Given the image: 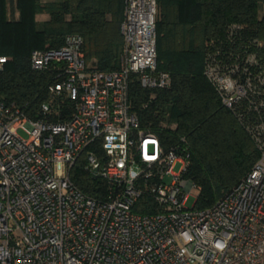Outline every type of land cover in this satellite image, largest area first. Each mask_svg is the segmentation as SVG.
Instances as JSON below:
<instances>
[{
	"label": "built area",
	"instance_id": "2783aa9c",
	"mask_svg": "<svg viewBox=\"0 0 264 264\" xmlns=\"http://www.w3.org/2000/svg\"><path fill=\"white\" fill-rule=\"evenodd\" d=\"M156 15V0H125L115 70L86 61L78 33L32 50L31 69L54 76L43 117L0 95V264H264V40L236 37L232 25L231 50L207 49L203 74L259 156L211 205H187L197 185L185 176V137L166 147L129 93L133 76L146 89L171 84L157 69ZM66 102L69 114L51 118ZM79 160L102 196L71 179ZM143 195L150 212L135 209Z\"/></svg>",
	"mask_w": 264,
	"mask_h": 264
},
{
	"label": "trees",
	"instance_id": "16d2710c",
	"mask_svg": "<svg viewBox=\"0 0 264 264\" xmlns=\"http://www.w3.org/2000/svg\"><path fill=\"white\" fill-rule=\"evenodd\" d=\"M124 2L16 0L19 18L9 20L6 0H0V55L10 57L0 68L3 99L19 105L30 117H43L40 107L49 98L47 86L54 76L51 70L31 69L29 56L34 49L60 47L68 33L82 36L86 61L95 58L93 64L102 70L118 69ZM156 6L157 69L170 73L171 84L146 89L133 76L132 108L141 125L152 128L166 147L185 137L189 150L185 176L200 186L195 206L206 207L218 198L212 184L231 188L251 169L259 150L204 76L205 55L212 44L231 50L228 29L232 25L236 37L264 40V0H156ZM43 11L49 18L39 22L35 15ZM68 114L66 102L51 118ZM71 179L87 194L104 193L102 180L84 171L81 160L73 167ZM135 209L152 211V200L143 195Z\"/></svg>",
	"mask_w": 264,
	"mask_h": 264
},
{
	"label": "crops",
	"instance_id": "0c3cea01",
	"mask_svg": "<svg viewBox=\"0 0 264 264\" xmlns=\"http://www.w3.org/2000/svg\"><path fill=\"white\" fill-rule=\"evenodd\" d=\"M57 0H40L41 3H47ZM263 7V6H262ZM19 9L16 0H6V15L9 20H17L19 18ZM49 18L46 12H39L35 15V19L39 22L46 21Z\"/></svg>",
	"mask_w": 264,
	"mask_h": 264
},
{
	"label": "rangeland",
	"instance_id": "374dc122",
	"mask_svg": "<svg viewBox=\"0 0 264 264\" xmlns=\"http://www.w3.org/2000/svg\"><path fill=\"white\" fill-rule=\"evenodd\" d=\"M88 62H90L92 64L93 63L96 64L97 60L95 58H91V59H88ZM19 133H20V135L25 136L24 132L20 131ZM179 168H180V166H179V164H177L175 166L174 170L178 171ZM170 179H171L170 175H167L165 177L166 182L170 181ZM211 189H212V192L214 193L215 198L220 197L225 192V188H223V187L218 188L216 184H212ZM199 191H200V186L197 185V189L194 190V192L197 193V196L199 195ZM195 201H196V197L194 195H191V196H189V198L187 200V205H192L193 203H195Z\"/></svg>",
	"mask_w": 264,
	"mask_h": 264
},
{
	"label": "water",
	"instance_id": "95a60500",
	"mask_svg": "<svg viewBox=\"0 0 264 264\" xmlns=\"http://www.w3.org/2000/svg\"><path fill=\"white\" fill-rule=\"evenodd\" d=\"M96 169H94V171H95Z\"/></svg>",
	"mask_w": 264,
	"mask_h": 264
}]
</instances>
